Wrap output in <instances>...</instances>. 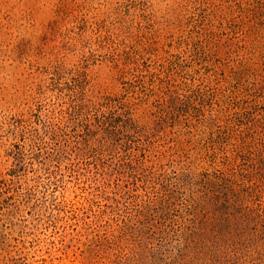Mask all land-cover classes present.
I'll use <instances>...</instances> for the list:
<instances>
[{"label":"rangeland","instance_id":"1","mask_svg":"<svg viewBox=\"0 0 264 264\" xmlns=\"http://www.w3.org/2000/svg\"><path fill=\"white\" fill-rule=\"evenodd\" d=\"M167 22L176 31L158 46L182 53L181 63L205 77L219 58L227 74L234 71L251 47L264 65V0H0V264H217L213 253L197 261L194 246L185 249L205 238L185 211L200 170L195 177L181 165L161 172L127 165L143 141L126 144L129 133L107 140L94 128L106 112L81 96L85 81L106 75L92 64L110 46L143 43ZM212 31L223 36L200 51ZM199 52L206 60L194 64ZM168 59L174 68L177 61ZM236 72L243 81L249 68L243 62ZM135 151V159L147 154ZM234 171L236 189L247 191L252 170ZM159 174L176 190L167 214L153 203L161 197ZM256 179L253 208L264 225V177ZM252 228L250 235L260 231L246 239L254 240L231 245L225 264H264V226Z\"/></svg>","mask_w":264,"mask_h":264},{"label":"trees","instance_id":"2","mask_svg":"<svg viewBox=\"0 0 264 264\" xmlns=\"http://www.w3.org/2000/svg\"><path fill=\"white\" fill-rule=\"evenodd\" d=\"M175 25L164 23L162 30L150 31L152 37L145 40L144 36L143 43L131 40L110 46L111 50L92 64L103 67L106 75L85 81L81 96L87 107L106 112H101L94 128L107 140L129 133L132 135H127L126 144L132 139L143 141L141 149L132 147L133 159L127 165L158 168L160 172L163 165H181L182 170L195 177L200 170L201 180L192 176L198 190L188 197L185 211L191 217V229L203 232L205 238L188 242L185 249L193 245V259L197 261L213 253L210 261L225 264L231 245L245 236L243 241H253L246 238L260 230L250 235L247 232L251 226H264L263 216L253 208L252 200L260 189L257 174L264 177V65H258L257 49L251 47L245 57L232 63L236 71L240 63L248 66L247 79L240 81V73L235 70L227 74L229 64L221 58L216 72L205 77L191 65L181 63L182 53L174 56L158 46L164 33L176 31ZM216 35L212 31L207 39L203 37L205 41L197 44L200 51L223 33ZM102 41L107 43L108 38ZM174 48L177 52L178 47ZM214 51L219 57L225 54L223 45L219 47L217 43ZM197 54L194 64L206 60L203 52ZM169 56L177 61L174 68H167ZM256 108L261 113L255 114ZM133 149L135 153L147 154L135 159ZM237 165H248L255 176L247 191L236 189ZM157 182L161 197L153 201L155 212L167 214L177 199L176 190L169 188L160 174Z\"/></svg>","mask_w":264,"mask_h":264}]
</instances>
